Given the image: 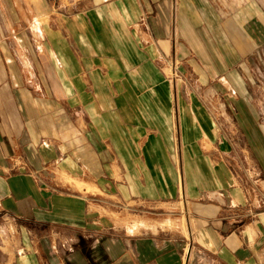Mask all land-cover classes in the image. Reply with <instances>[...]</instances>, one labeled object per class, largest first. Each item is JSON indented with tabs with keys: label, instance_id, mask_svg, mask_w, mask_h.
Masks as SVG:
<instances>
[{
	"label": "crops",
	"instance_id": "obj_1",
	"mask_svg": "<svg viewBox=\"0 0 264 264\" xmlns=\"http://www.w3.org/2000/svg\"><path fill=\"white\" fill-rule=\"evenodd\" d=\"M0 258L264 264V0H0Z\"/></svg>",
	"mask_w": 264,
	"mask_h": 264
},
{
	"label": "rangeland",
	"instance_id": "obj_2",
	"mask_svg": "<svg viewBox=\"0 0 264 264\" xmlns=\"http://www.w3.org/2000/svg\"><path fill=\"white\" fill-rule=\"evenodd\" d=\"M132 217V216H131ZM164 218L165 217H157L156 218V220L158 221V223L159 222H161V223H163V225H169V226H173L174 225V227H176V228H179V223H176L175 221L173 222V221H171L170 219L169 220H165V221H162V220H164ZM110 219L113 221V222H116V223H120V222H123V221H125V220H127L126 221V223L127 224H130V222L132 221L135 225L137 224V221H134V219H131L130 217H129V215H126V214H123V215H120V214H115V215H111L110 216ZM165 219H167V218H165ZM129 226V225H128ZM138 227V226H137ZM1 259V258H0Z\"/></svg>",
	"mask_w": 264,
	"mask_h": 264
}]
</instances>
